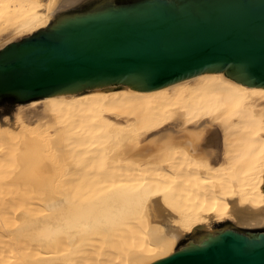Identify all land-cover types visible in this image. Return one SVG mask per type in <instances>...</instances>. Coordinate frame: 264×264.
Segmentation results:
<instances>
[{"label": "bare ground", "instance_id": "bare-ground-1", "mask_svg": "<svg viewBox=\"0 0 264 264\" xmlns=\"http://www.w3.org/2000/svg\"><path fill=\"white\" fill-rule=\"evenodd\" d=\"M89 1L0 0V47ZM14 106L0 157L25 189L0 199L43 201L0 200V264H148L185 230L264 222V86L217 73Z\"/></svg>", "mask_w": 264, "mask_h": 264}, {"label": "water", "instance_id": "water-1", "mask_svg": "<svg viewBox=\"0 0 264 264\" xmlns=\"http://www.w3.org/2000/svg\"><path fill=\"white\" fill-rule=\"evenodd\" d=\"M217 73L264 86V0H90L0 47V114L17 102ZM148 264H264V222L185 230Z\"/></svg>", "mask_w": 264, "mask_h": 264}, {"label": "rangeland", "instance_id": "rangeland-1", "mask_svg": "<svg viewBox=\"0 0 264 264\" xmlns=\"http://www.w3.org/2000/svg\"><path fill=\"white\" fill-rule=\"evenodd\" d=\"M14 108H15V106H14L13 108H11L10 110H8V109L5 110L4 112H2V113L0 114V117H1L3 114H9L10 111H11V113H12L13 110H14ZM12 109H13V110H12ZM11 119H12V118H11ZM11 122H12V121H11ZM9 150H10V148H4V151H5L4 154H5V155H4V154H3V155L5 156V157H4V160H5V161H4L3 159H1V157H0V161H1V163H0L1 166H0V167L3 168V166L6 165V166H5L6 170H5L4 168H3L4 170L0 168V175H1L0 178L2 179V181H1V179H0V181H1V182H4L3 179L7 177V178L5 179V182H6V180H7V183H8V182H9L8 180H10V184L8 183V184L4 185V183H2V188H0V189H1V190H5V193H6L9 197H11V196L13 195L14 192H16V194H14V196H16V198H18L19 195H21V194L18 195V192H19L18 190H19V189H25V188H22V185H23V187H24V183H21L19 180L15 179L16 170L18 169V167H17L18 164H16V163H18V161H17L16 158H13V156L16 157L15 154H12V153H14L13 150H11V151H12V153H11V154H12V155H11L12 158L10 157V154H9L10 152H9ZM0 153H1V152H0ZM1 155H2V154H1ZM2 158H3V156H2ZM13 159H14V160H13ZM14 161H15V163H14ZM4 162H6V163H4ZM3 163H4V165L2 166ZM18 166H19V165H18ZM10 167H11L15 172L12 171V169H10V172H9V168H10ZM7 168H8V170H7ZM2 170L4 171L3 173H5V171H8L9 174H7L8 172H6L7 175L4 174V175H5V177H4V176H3V173H2ZM10 173H11L12 175H11ZM8 175H11L12 177H11V176H8ZM2 176H3V177H2ZM8 177H9V178H8ZM11 180L13 181L12 183H14V182H15L14 180H16V182L14 183V186H13V184L11 183ZM17 182H18L19 184H18ZM0 184H1V183H0ZM7 185H8V186H11V185H12L13 188H15V187L17 186L19 189L16 188V189H14V192H13V191H12L13 188H12V189L9 188L10 190H8V188H6L7 191H8V193H7V192H6V189H3V186L5 187V186H7ZM1 190H0V191H1ZM15 190H17V191H15ZM10 191H11L12 193H11ZM21 191H22V190H21ZM34 191H35V190H34ZM34 191H33V192H34ZM22 192H23V191H22ZM26 192H29V191H26V190H25V193H26ZM31 192H32V191H31ZM31 192H30V194H31ZM35 192H37L38 194H36ZM35 192L33 193L35 199H33L32 197H31V198H28V197L25 195L27 199H26V200H23V198H22L23 196H21L22 199H20V198H19V199H20V200H23V204L20 203V202H21L20 200L18 201V200H16V198L14 197L16 201L13 200V202H15L16 204L20 203V204H19L20 207H19L18 205L16 206L15 203H14L15 207H12V208H14V209H13V210H14V213H15V212L17 213V210H18L19 208H22L23 206H25V205H24V202H25V201H26V206H25V207L30 206V209L32 208L33 211H35V210H36V211L40 210V209L42 208L40 202L43 201V198H40L42 194H41L40 192H38V190L35 191ZM2 193H3V192H0V194H1L2 197H3V196H4V197L6 196L7 198H9L7 195H4V193H3V195H2ZM10 193H11V194H10ZM19 193H20V192H19ZM25 193H24V194H25ZM30 194L28 193V196H29ZM35 194H36V195H35ZM17 195H18V196H17ZM31 195H32V194H31ZM31 195H30V196H31ZM30 196H29V197H30ZM32 196H33V195H32ZM2 197H0V198H2ZM14 198H13V199H14ZM24 199H25V197H24ZM31 199H32V200H31ZM41 199H42V200H41ZM0 200H1V199H0ZM39 200H41V201L39 202ZM1 201H2V200H1ZM3 201H5V199H3ZM3 201H2V202H3ZM7 201L11 204V206H13V205H12L13 202H11V199H9V200L7 199ZM7 201H5V204H6ZM27 201H30V204H31V203H33V204L36 203L37 205H35V207L38 206L40 209H37V208L35 209L34 206H33L34 208L31 207V205H33V204L30 205L29 202H27ZM32 201H34L35 203L32 202ZM2 202H1V203H2ZM8 202H7V206H8V204H9ZM1 203H0V210L3 208V207H1ZM10 204H9V205H10ZM22 205H23V206H22ZM3 206H5V205H4V202H3ZM21 206H22V207H21ZM17 207H18V209H17ZM5 208H6V209H5ZM15 208H16V210H15ZM4 209H5L4 212H7V210H8L7 213H9V210H11V208H7L6 206L4 207ZM4 209H3V210H4ZM34 209H35V210H34ZM3 210H1L2 212L0 211V213H3ZM13 210H11L10 212L13 213Z\"/></svg>", "mask_w": 264, "mask_h": 264}, {"label": "flooded vegetation", "instance_id": "flooded-vegetation-1", "mask_svg": "<svg viewBox=\"0 0 264 264\" xmlns=\"http://www.w3.org/2000/svg\"><path fill=\"white\" fill-rule=\"evenodd\" d=\"M3 106L7 108L8 106H10V102L8 100H5Z\"/></svg>", "mask_w": 264, "mask_h": 264}]
</instances>
